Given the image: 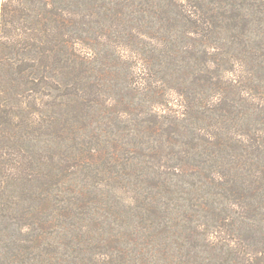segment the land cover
Instances as JSON below:
<instances>
[{"label": "trees", "instance_id": "16d2710c", "mask_svg": "<svg viewBox=\"0 0 264 264\" xmlns=\"http://www.w3.org/2000/svg\"><path fill=\"white\" fill-rule=\"evenodd\" d=\"M259 1L216 0L218 12L211 15L186 1L180 7L182 33L195 49L180 55L179 71L170 54L169 0H156L155 7L151 0H2L0 264H76L71 251L84 245L73 219L77 209L90 213L93 200L83 203L86 192L80 196L74 189L80 158L74 128L84 111L121 128L120 109L137 117L132 126L141 141L128 146L139 163H123L128 173L121 175V161L113 158L116 175L104 186L125 189L136 207L127 217L139 218L156 248L131 256L123 234L93 235L94 224L88 223L81 229L87 246L113 249L111 255L100 253L95 264H264V111L255 108L253 126L237 131L236 124L245 127L246 121L239 122L240 103H233L234 95L254 101L264 95L251 78L264 68L261 46L242 48L246 28L264 27V0ZM146 13L156 14V27L144 22ZM95 29L98 35L109 32L117 42L112 50L96 46ZM134 40L137 76L125 52ZM178 73L184 75L183 93L170 87ZM124 90L135 94H127L128 102ZM130 106L145 108V117ZM179 200L184 204H174Z\"/></svg>", "mask_w": 264, "mask_h": 264}, {"label": "rangeland", "instance_id": "374dc122", "mask_svg": "<svg viewBox=\"0 0 264 264\" xmlns=\"http://www.w3.org/2000/svg\"><path fill=\"white\" fill-rule=\"evenodd\" d=\"M109 1L112 2V0H109ZM186 1L188 3H191L192 5H199L200 12L202 15H211V14L218 12L217 4L212 3L213 1H216V0H202V3H200V0H169L167 14H169L168 17L172 16V21H171L170 26L174 27L172 29V32L168 33V36L171 40L170 54L172 56L171 61L175 62L176 64V66L174 67L178 68L179 71L184 69L182 66H180V63L178 62L179 60L178 58L180 57V55L183 56V52L187 51L189 47L193 46L192 48L195 49L194 42L191 39H189L188 35H186L185 33H182V30L186 29V26H185L186 24L184 23V20L180 18V16L182 15V13L180 12V7L182 5H185ZM228 1L236 2L237 4L240 5V0H228ZM245 1L256 2L259 0H245ZM151 2H152L153 7H155L156 0H151ZM1 4H2V0H0V11H1ZM97 5H100V4L97 3ZM109 5H110V2H109ZM245 5L248 6V4L246 3ZM259 5H260V1H259ZM146 6H147V3L143 4L142 2V7H146ZM247 10H250L249 12L250 14L256 12V9L254 8H250ZM100 12L104 13V10H101ZM259 16L264 18L263 15H259ZM144 22L145 23L150 22L151 26L156 27V24H154L156 22V14L146 13L144 15ZM95 30L97 31L96 32L97 38H95L93 42L97 44L96 46H98L104 51L105 49L108 51L112 50L115 47V44H117V42H115L114 44L113 39L109 37V32L104 31L103 33H100L98 35L99 30L97 29ZM177 30H180V32L177 33ZM245 31L247 32L242 37L244 39L242 48H245L246 50H248L249 46L255 47L257 44L260 45L261 48L258 54L259 56H261V60L264 61V56H263L264 55V27L261 28L260 26L258 27L251 26L248 29L246 28ZM131 44L132 45H130L129 48L126 49L125 52L129 56L127 60L129 61V66L132 67V73L136 71L137 72L136 76H137L140 73L136 70V68L140 67L139 64L137 65L138 54L136 53L138 52L139 43H137V41L134 40V43L131 42ZM211 53H213V51ZM120 54H119V57H120ZM93 58L94 60H96L97 58H99V56L93 57ZM92 65H93V68L94 67L96 68L97 61L93 62ZM102 67L104 69L105 67L109 68L108 66L104 67V64ZM246 68L249 70L250 73L253 71L249 66H247ZM246 68H239V71L244 72V70H247ZM179 73L175 74V76H173L170 79V87H173L174 90H178L181 93H183L185 80H184V75L182 74H184V72L182 74H179ZM250 73L247 72V74H250ZM178 75H181L183 81L180 79V76ZM125 77L122 75V78H120L121 80L123 79L122 81L123 83H124ZM251 78L253 79V86L259 87V89L262 91V94H264V91H263L264 90V68H263V71L259 73L253 72ZM180 83H183V86ZM180 87H183V88H180ZM241 88L243 89V85H241ZM128 93L130 95H135L131 91L124 90L123 91V94L125 96L124 100H126V96ZM241 95H243V93ZM260 97L256 101H254L250 95L249 96L239 95L238 97L235 95L233 96V99H234L233 103H235L236 100L238 103H240L237 105V108L239 109V112L241 115V117L238 118L240 120L239 122H241L242 120L246 121L245 127L242 126V123L236 124L235 127L237 131H242V132L247 131L248 126L250 127L253 126L252 116H254L256 111L257 110L264 111V95ZM191 98L193 99L194 97H191ZM170 99L174 103L177 102L176 95H172ZM126 102H128V100H126ZM215 104L216 102L213 103V105ZM129 108H131L130 111H132L133 113H136V115L145 117V115H142L143 111H145L144 110L145 108L140 109V108H134L131 106ZM255 108L257 109L256 111H255ZM122 111L124 110L120 109L118 113L120 117H125L124 118L125 123L120 124L121 128H119L117 125H114L112 123H108L106 119L103 121L104 117L101 114H93L92 112L90 113L88 111H84L83 116H80L79 118H77L76 127L74 128L75 138H77V140H75L76 146L74 148V151L76 153V156H79L80 158H78L79 159L78 161L79 172H78V178L76 181V185L74 186V189H76L79 192L80 196L83 190L86 192V196H82L85 198L83 203L86 204V202H88L89 204L90 202H92V200H93V203L90 205L91 207L90 213L85 212L83 214L81 210L77 209L76 217L75 219H73V223H77V226L79 227L78 229L79 237L78 238H81L80 243H82L81 245H84V246H80L79 244H77L75 246V249L71 251V255L73 256L76 264H95L99 259V257L97 256L100 253L106 252L110 255L111 253H113L111 252L113 249L111 250L101 249L100 250L98 249L96 244L87 246L84 240L86 237L84 238L81 237L83 234H86V233H82L85 231L81 229L82 227H84V225H87L88 223H92L95 225V226L93 225L91 229L93 235L99 236V234H101L102 235L101 237H105V238L109 237L113 239L114 237H120L121 234H123L127 240V243L129 242L126 248L128 249V253H130L131 256H141L143 254L151 253L156 248V245H153L152 247L149 244L151 243V240L150 238L147 237L148 236L147 233H145L144 230L140 228L139 218L138 217H135V218L127 217L126 213H130V214L136 213V207L135 205L130 204L128 195L124 193L125 189H122V190L119 189L118 183H115L114 185H111V186L110 185L104 186L106 179H108L110 176L116 175L114 172V170H116L114 168V164H111V162L114 161L113 158H118V161H121L119 162L118 170H116L118 174H121V175L128 173V170L127 168H125L124 166L125 164L123 163L125 162L134 163V164L139 163V158H138L139 155H137V152L134 151L133 146H128L129 143H138L141 141L140 135L136 133V128L132 126L134 123L137 122V117L136 116H124L122 113H120ZM187 117H188V114H187ZM127 122L131 124V127H128V129H125V125ZM206 125L208 127H211L213 125V122L212 121H210V123L207 122ZM205 139L208 140L211 138L206 137ZM235 139L239 141L243 140L241 139V137H235L234 140ZM185 140L187 142H191L193 138L187 137ZM126 147H128L129 149H133L132 154L124 153V150L126 149ZM168 157L170 156H160V158H164V159H169ZM130 158L132 159L128 161V159ZM171 158H175V156H171ZM134 175L135 173H133V177ZM89 177H92V179ZM90 179L92 183L88 185L87 182ZM135 181L136 180H134L133 182ZM185 182H186L185 180L182 182L183 190L187 189V188H184ZM177 190H179V194L182 193L180 192L182 191V188H178ZM93 193L96 198H94ZM97 193H99L98 196H96ZM100 195H102V197H100ZM198 195H199V192H194L193 194H191L190 198L195 201L197 200ZM95 199H97L98 202H95ZM79 202L82 205L81 201ZM162 202H166L167 205H169L168 203L169 201L165 199H163ZM175 203H178L181 205L184 204L182 200H179L177 202L174 201V204ZM130 206L132 207V210H130L131 209ZM182 229H177L176 234H178V231H182L181 233H183ZM130 234H132L133 236ZM97 236H96V239H99V237ZM130 239H133L134 242H131ZM135 242L138 243V245L135 246ZM140 252H142V254Z\"/></svg>", "mask_w": 264, "mask_h": 264}]
</instances>
